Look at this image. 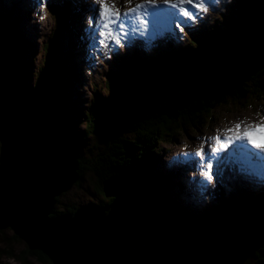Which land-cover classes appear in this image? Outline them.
<instances>
[{
	"label": "trees",
	"instance_id": "16d2710c",
	"mask_svg": "<svg viewBox=\"0 0 264 264\" xmlns=\"http://www.w3.org/2000/svg\"><path fill=\"white\" fill-rule=\"evenodd\" d=\"M63 5L62 15L68 18L76 15L75 4L66 1ZM239 5L243 8H234L227 16L226 28L210 32L206 40L191 48H179L170 57L145 54L126 62L125 69L106 81L105 98L92 94L83 114L84 130L79 132L66 130L62 117V111H66L63 105L69 99L58 87L69 70L64 67L56 72L53 66L56 58H51L47 46L40 77L32 87L25 86L15 72L19 66L18 38L2 32L6 16L0 15V77L11 89L5 97L27 103L38 119L69 142L77 160L76 184L85 173L96 179L98 192H102V182L112 177L126 183L123 195L99 206L109 207L113 240L137 264H192L197 257L200 264H225L226 249H241L242 243L264 231L262 191L248 194V201L239 202L240 206L236 205L233 211L221 210L198 219L162 197L161 191L169 185L170 178L161 177V183L153 188L157 180L151 161L160 157L159 142H169L185 121L201 123L228 101L259 100L264 93V0H241ZM256 30L261 35L254 36ZM90 136L103 145V150L93 158H86L80 154L77 143ZM4 158L0 149V162ZM224 169L231 171L227 164ZM221 180L215 184L222 194L226 189ZM189 187L188 183L185 189L178 184L177 196H183ZM76 209L54 208L53 215L72 214ZM151 214L182 238L180 246H149L134 232L144 216ZM12 239L19 240L14 235ZM1 244L0 240V258L12 257ZM129 248L134 252H129ZM27 252L48 262L38 252ZM254 258V264H264V242Z\"/></svg>",
	"mask_w": 264,
	"mask_h": 264
},
{
	"label": "rangeland",
	"instance_id": "374dc122",
	"mask_svg": "<svg viewBox=\"0 0 264 264\" xmlns=\"http://www.w3.org/2000/svg\"><path fill=\"white\" fill-rule=\"evenodd\" d=\"M62 2L63 0H43L42 7L41 0H0V15L6 16L2 32L13 33L12 35L18 38L19 66L15 72L17 71L19 81L21 80L25 86L32 87L40 77V70L45 67L47 46L51 50V58H56L57 62L53 65L56 72L64 67L69 70V74L60 79L58 90L65 91L69 99L63 105L66 109L62 111L64 128L74 132L84 130L83 114L92 94L105 98L107 96L104 87L106 81L125 69L126 62L132 61L134 56L146 54L170 57L179 48H191L200 40H206L210 32L214 33L222 27L226 28L227 16L232 10L243 8L239 5L241 0H219L218 4L207 0L211 10L207 13H198L200 19L187 21L186 24L182 22V31L175 27V23H172L161 31L146 32L144 36L132 31L133 27H137L133 20V23L120 30L126 32L127 36L121 35L119 37L121 44L116 45L109 38H105V43L101 44L94 27H89V15L93 11H96L98 15L99 9V5L93 6V0H70L77 8L76 15L71 18L62 15ZM136 2L138 0H132V4L125 5V0H115V6L123 9L132 7ZM185 7L190 8V5ZM177 19L183 18L178 16ZM257 34H260L259 30H256V34L253 35ZM258 41L261 39L259 38ZM125 44L127 46H124ZM15 72L14 76L17 77ZM10 92V87L0 77V97H5ZM259 98V100L245 98L240 101H228L205 117L203 122L197 121L191 124L185 121L182 126H179L176 135L168 139L169 142H159L157 146L160 148V155L158 154L160 157L153 158L151 161L155 173L154 179L157 180L153 188L156 189L159 182L161 183V177L170 178L169 185L161 191L162 197L187 209L189 214L193 213L198 219L201 216L207 217V214L219 213L221 210L233 211L236 205L240 206L239 202L248 201V194L256 191H262L261 194H264V182L261 177L245 174L248 179L244 178L238 172L237 166L234 170L230 167L231 171L226 172L224 161L217 162L220 171L215 179L216 181L221 180V177L224 178L221 181L226 191L221 194L215 182L208 184L191 164L193 159L198 161L199 158L190 156L185 160L182 156V153H194L201 144V138L214 134L222 138L223 133L216 130L231 127L229 122L234 123L237 119H244L245 123L259 120V116L255 113L259 111L264 114V93L260 94ZM127 139L130 140L131 136ZM255 140L257 143L264 142L259 131L255 135ZM207 143H205V149L210 152ZM77 148L83 157L93 158L103 150V145L90 136L83 143H77ZM224 159L227 160L225 156ZM187 183L190 187L185 190L183 196H177L178 184L185 189ZM201 184L204 185L203 188ZM107 200L102 192L97 191L96 179L85 173L78 184L58 198L54 208L57 211H63L70 207L99 206L101 202ZM133 230L142 236L149 246L168 244L177 247L182 244V238L160 218L152 214L145 215L144 220ZM0 232V240L3 244L1 248L12 255V257H1L0 264H51L49 261L43 262L36 256L30 255L22 241L12 239L13 233L10 230H0ZM128 250L134 252L130 248ZM225 253L228 256L225 264L255 263V258H250L242 248H228Z\"/></svg>",
	"mask_w": 264,
	"mask_h": 264
},
{
	"label": "water",
	"instance_id": "95a60500",
	"mask_svg": "<svg viewBox=\"0 0 264 264\" xmlns=\"http://www.w3.org/2000/svg\"><path fill=\"white\" fill-rule=\"evenodd\" d=\"M0 147L5 154L0 162V230H10L51 264H137L113 240L109 207L53 215L56 199L79 179L77 160L69 142L27 103L0 98ZM126 189L121 178L102 182L106 199ZM263 242L264 231L241 248L254 258ZM192 264H200L199 258Z\"/></svg>",
	"mask_w": 264,
	"mask_h": 264
},
{
	"label": "snow or ice",
	"instance_id": "6c2138e0",
	"mask_svg": "<svg viewBox=\"0 0 264 264\" xmlns=\"http://www.w3.org/2000/svg\"><path fill=\"white\" fill-rule=\"evenodd\" d=\"M212 3L218 4L219 0H212ZM128 4H132V0H125V5ZM95 5H99L98 15L96 11L89 15V27H94L101 44L105 43V38H109L116 45L121 44L119 38L121 35L127 36L126 32L120 30L133 23V20L137 27H133L132 31L144 36L146 32L161 31L172 23L182 31V22L186 24L187 21L200 19L198 13H207L211 10L207 0H138L132 7L123 9L115 6V0H93V6ZM185 5H190V8H186ZM41 6L43 7V0ZM178 16L183 19L178 20ZM255 115L259 116V120L245 123L244 119H237L234 123L229 122L231 127L217 129V132L223 133L222 138L217 134L201 138V144L194 153H182L183 158L185 160L190 156L199 158L198 161L193 159L191 164L208 184L215 182L220 171L217 162L229 163L221 155L225 150L231 156L230 162L238 166L239 173L264 178V142L257 143L255 140L258 131L264 139V114L257 111ZM208 141L212 143H207ZM205 143L210 152L205 149ZM193 178L195 179V172ZM203 186L201 184L202 188Z\"/></svg>",
	"mask_w": 264,
	"mask_h": 264
},
{
	"label": "bare ground",
	"instance_id": "6f19581e",
	"mask_svg": "<svg viewBox=\"0 0 264 264\" xmlns=\"http://www.w3.org/2000/svg\"><path fill=\"white\" fill-rule=\"evenodd\" d=\"M66 1H69L70 2V0H63V2H62V4H61V9L63 8L64 9V5H63V3H65ZM71 4L73 3V2H70ZM59 7V6H58ZM69 9H71L70 7H69ZM1 98V97H0ZM225 155H223V156H225L226 158H227V161H231V156H230V154L228 153V151L227 150H225ZM219 163H221V161H218ZM224 163V162H223ZM235 165V164H234ZM237 165H235V167H236ZM238 167V166H237ZM236 167V168H237ZM243 176L242 177H246V175L245 174H242ZM249 176V175H248ZM247 178V177H246ZM236 179V178H235ZM248 179V178H247ZM262 179H264V178H262ZM230 188V187H229ZM161 245V244H160ZM124 254H126V253H124ZM132 258V257H131Z\"/></svg>",
	"mask_w": 264,
	"mask_h": 264
}]
</instances>
